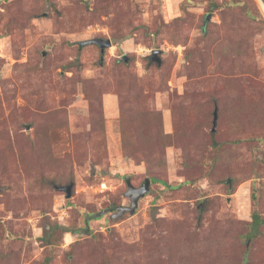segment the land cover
<instances>
[{"label":"rangeland","instance_id":"rangeland-1","mask_svg":"<svg viewBox=\"0 0 264 264\" xmlns=\"http://www.w3.org/2000/svg\"><path fill=\"white\" fill-rule=\"evenodd\" d=\"M263 1L0 0V264H264Z\"/></svg>","mask_w":264,"mask_h":264},{"label":"water","instance_id":"water-1","mask_svg":"<svg viewBox=\"0 0 264 264\" xmlns=\"http://www.w3.org/2000/svg\"><path fill=\"white\" fill-rule=\"evenodd\" d=\"M208 22H209V16H207L204 20L202 31L205 30L206 24ZM92 44H95L99 47L101 55H103L105 49H109L111 47L110 40H103V39H93L89 41L79 42L78 46L79 48H82L84 46L92 45ZM123 60L126 61L125 56H123ZM155 61L156 63L159 64V60L155 59ZM216 123H217V108H215L213 111V121H212L211 132L215 131ZM149 185H150L149 180H145L143 185L139 188H134V187L129 186L127 197L130 200V207L119 209L118 212L113 217L115 218L121 217L122 215H124L125 212L133 214L137 207L138 201L149 191ZM57 190L65 192L66 198L71 197V186L58 187Z\"/></svg>","mask_w":264,"mask_h":264},{"label":"trees","instance_id":"trees-1","mask_svg":"<svg viewBox=\"0 0 264 264\" xmlns=\"http://www.w3.org/2000/svg\"><path fill=\"white\" fill-rule=\"evenodd\" d=\"M263 4H264V1H263ZM166 138H167V136L164 135L163 132H161L160 130L155 132V138L154 139H155V141H156V143H157V145L159 147L163 146L164 140ZM260 223L261 222L258 219V216L253 217V225H255V227H257ZM59 229L62 230L61 227L56 225V226L51 227L49 230L45 231V240L49 241V238H51L53 232L55 230H59ZM64 233L66 234V233H69V232L68 231H64Z\"/></svg>","mask_w":264,"mask_h":264},{"label":"flooded vegetation","instance_id":"flooded-vegetation-1","mask_svg":"<svg viewBox=\"0 0 264 264\" xmlns=\"http://www.w3.org/2000/svg\"><path fill=\"white\" fill-rule=\"evenodd\" d=\"M123 60V59H122ZM127 60V59H126ZM124 61V60H123ZM124 62H126V61H124Z\"/></svg>","mask_w":264,"mask_h":264}]
</instances>
